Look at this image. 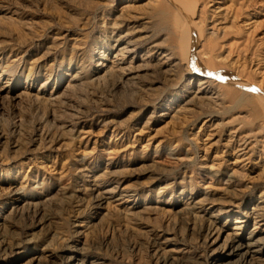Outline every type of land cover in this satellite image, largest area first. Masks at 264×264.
<instances>
[{
    "label": "rangeland",
    "instance_id": "374dc122",
    "mask_svg": "<svg viewBox=\"0 0 264 264\" xmlns=\"http://www.w3.org/2000/svg\"><path fill=\"white\" fill-rule=\"evenodd\" d=\"M172 1L0 0V264H214L264 206V0Z\"/></svg>",
    "mask_w": 264,
    "mask_h": 264
},
{
    "label": "bare ground",
    "instance_id": "6f19581e",
    "mask_svg": "<svg viewBox=\"0 0 264 264\" xmlns=\"http://www.w3.org/2000/svg\"><path fill=\"white\" fill-rule=\"evenodd\" d=\"M173 1L175 2L174 3L175 5H178L182 11L186 12L187 15H189L187 12L188 10H186L185 9L186 7H184L183 0H173ZM178 16H175V19H176V22L179 24L180 22H179ZM185 23H186L185 21L181 22L178 27H180L181 29L180 32L184 36L186 41H189L190 40L189 38L190 29L187 26L189 23L188 24L187 23L185 24ZM131 43L132 42L128 41L123 46H118V44L116 45L113 44L112 46H110V49L112 47L117 46L115 48L116 52L114 53L112 57L113 60L111 61L108 60V63L106 61L107 63L106 64L104 63L105 54L100 55V59L103 61L102 63L98 64L99 68L96 71L102 72L103 75H107L110 72H118L122 76H126L130 74L132 70L134 69L133 65L131 64L132 60L128 62L129 64L124 65V63H125L126 55L133 53V46ZM4 87L5 85L2 88ZM2 88H0V90ZM260 101L262 103V106H264V100L260 99ZM114 193L115 191L113 189H107V190H103L97 193V196L95 197L96 204L100 205L104 201H107L108 199L113 198ZM117 196L119 198L129 197L128 194H125V193L117 194ZM261 203L262 202H258L257 204H254L246 214L244 215L242 214L234 220L235 225L232 228V233L230 234L232 236L231 240L228 241L229 242L228 245L226 244L222 248H218V250H220L221 256L219 257V260H217V262L214 264H232V263L233 264H262L264 263V223H263L264 206H262ZM249 219L252 220L251 222L252 228L249 230L248 233L244 235L243 231L246 228V225L248 224ZM223 224H227V220L224 221ZM68 259L69 261H72V264H83L76 259V254L74 252H72V255ZM169 260L173 261V258H169Z\"/></svg>",
    "mask_w": 264,
    "mask_h": 264
}]
</instances>
